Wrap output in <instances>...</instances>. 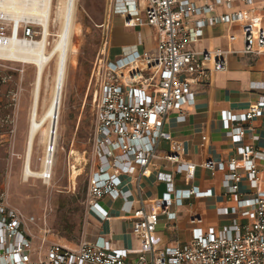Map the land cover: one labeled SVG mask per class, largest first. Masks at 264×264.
<instances>
[{"label":"built area","instance_id":"obj_1","mask_svg":"<svg viewBox=\"0 0 264 264\" xmlns=\"http://www.w3.org/2000/svg\"><path fill=\"white\" fill-rule=\"evenodd\" d=\"M23 1L27 9L39 12L52 0ZM263 2L108 0L109 21L118 16L126 27L149 26L154 31L156 49L141 51L134 45L110 57L106 51L110 40L107 32L90 79V86L95 84V129L86 203L89 214L106 220L109 213L101 200L121 199L122 211L131 217L134 230L143 237L141 247L132 255V250L115 246L105 236L83 239L74 246L38 236L32 229L35 216L25 215L0 197V264H264V146L258 145L256 123L264 115V81L253 86L261 93L247 110L221 112L227 136L238 144L236 155L200 164L211 171L224 195L233 202L231 207L217 209L221 215H232L229 223L204 226V219L193 214L188 241L156 247L153 235L160 216L175 220V207L194 197H210L213 190L198 185L178 188L174 173L157 169V180L166 184V190L157 201L158 210L147 211L142 185L143 177L154 166L153 160L160 156L161 141L174 140L164 128L170 114H175L177 122H185L186 106L195 104L199 88L211 73L227 67V50H196L193 46L209 26L239 24L241 52L263 54ZM27 9L18 16L0 10V38L35 41L55 29L53 10L44 17ZM9 62L20 63L0 59V83L12 78L8 69L15 67ZM245 138L251 142L241 144ZM163 158L175 165L177 174L195 166L182 161L177 153H167ZM243 182L248 184L246 189H242Z\"/></svg>","mask_w":264,"mask_h":264},{"label":"rangeland","instance_id":"obj_2","mask_svg":"<svg viewBox=\"0 0 264 264\" xmlns=\"http://www.w3.org/2000/svg\"><path fill=\"white\" fill-rule=\"evenodd\" d=\"M53 16L56 17L55 7ZM118 18L120 17H110L109 21L108 0H77L73 47L60 117L59 143L50 183L35 177L26 180L23 175L29 106L36 69L31 64L9 62L15 67L8 69L12 78L0 83V197L25 215L35 216L36 222L32 229L38 236H46L62 243L76 244L83 239L90 240L91 220L86 200L93 168L92 137L95 129L92 100L95 84L90 86V79L94 62L104 47L108 31L110 45L106 51L108 55L111 48L109 55L112 56V27L116 22L119 27L122 25ZM58 28L59 23L56 21L52 33ZM138 30L142 33L145 50L154 51L156 42L149 26L125 28L121 32L122 39L137 38ZM54 38L50 37L51 45ZM150 44L153 49H148ZM140 50L144 51L143 45ZM55 69L56 62L53 61L46 72L50 82ZM44 94L45 98L49 96L47 91ZM38 141L39 139L32 162L34 169L42 168L47 154L46 144L40 146ZM171 146L172 143H163L160 149L170 151ZM116 208V205L111 204V209Z\"/></svg>","mask_w":264,"mask_h":264},{"label":"crops","instance_id":"obj_3","mask_svg":"<svg viewBox=\"0 0 264 264\" xmlns=\"http://www.w3.org/2000/svg\"><path fill=\"white\" fill-rule=\"evenodd\" d=\"M196 1L208 3L213 0ZM118 19L122 25L119 27L116 22L112 27L113 53L110 57H117L123 49H130L134 45H138L140 49V41L143 42L144 51H147L139 30L137 38L122 39L123 29L137 27H126L122 18ZM152 47L150 44L148 49ZM193 47L196 50H227V67L223 71L211 73L206 84L199 88L195 95V104L186 106L187 119L185 122H177L175 114H170L164 128L173 134L174 140L161 141L160 156L153 160L154 166L143 177L144 207L147 211L158 210L157 201L162 198L166 190V184L157 180V169L174 173L178 188L198 185L202 189L211 188L213 195L194 197L186 200L183 205L175 207L177 215L175 220H169L165 215H161L159 225L153 235L154 245L159 248L172 241H188L191 238L189 219L193 214L200 215L204 219V226L221 227L230 222L232 215H221L217 209L231 207L233 202L224 195L223 188L220 187L211 171L201 167L200 164L209 159L223 160L231 155H236L235 149L238 144L227 136L221 112L225 109H233L236 112L247 110L261 93L253 86L264 81V53L248 55L241 52L243 36L239 24L209 26L205 29L200 41ZM256 123L258 124L257 132L260 135L258 145L264 146V115L256 119ZM250 142V139L245 138L241 144ZM163 143H172L171 150H161ZM167 153H177L182 161L194 163L195 166H192L188 172L177 174L175 165L163 158V155ZM241 186L242 189H246L248 184L243 182ZM101 204L108 210L109 216L106 220H100L96 215L89 214L91 220L90 240H94L98 236H105L115 246L132 250L131 254L134 255L136 250L141 247L143 237L134 230V221L131 217L122 211V200L104 197ZM111 204L116 205L117 208L111 209ZM139 206L137 204V207ZM66 244L75 245L71 242Z\"/></svg>","mask_w":264,"mask_h":264},{"label":"bare ground","instance_id":"obj_4","mask_svg":"<svg viewBox=\"0 0 264 264\" xmlns=\"http://www.w3.org/2000/svg\"><path fill=\"white\" fill-rule=\"evenodd\" d=\"M77 0H55L51 5L35 10L28 8L23 0H4L0 10L22 15L28 11L41 13L44 17L52 14L55 7V21L59 28L55 33L49 29L41 39L29 41L20 38H0V59L13 60L23 64H31L36 69L32 101L29 106L28 132L24 152L23 175L26 180L30 177L42 178L50 183L53 173L56 147L59 143L60 117L64 101L67 80L68 62L73 47L74 19ZM48 35H53L54 42L48 46ZM55 61L56 69L52 81L46 75L49 65ZM44 87H47V98L44 97ZM44 92V93H43ZM47 102L45 103V99ZM47 146V154L42 168L32 167L36 143Z\"/></svg>","mask_w":264,"mask_h":264}]
</instances>
